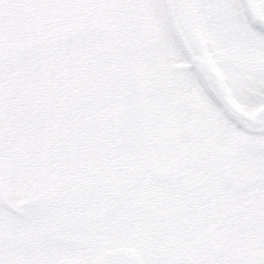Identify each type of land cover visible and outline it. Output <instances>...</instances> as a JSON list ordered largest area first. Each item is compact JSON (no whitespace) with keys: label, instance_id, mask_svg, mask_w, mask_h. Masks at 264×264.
<instances>
[{"label":"flooded vegetation","instance_id":"1","mask_svg":"<svg viewBox=\"0 0 264 264\" xmlns=\"http://www.w3.org/2000/svg\"><path fill=\"white\" fill-rule=\"evenodd\" d=\"M219 2L226 7L201 25L178 0H0V54L49 49L33 67L0 62V264H97L120 247L150 264L165 255L168 230L181 240L208 223L264 247V233L244 231L247 214L264 210L247 189L264 184V152L239 155V133L252 124L232 119L200 72L212 68L244 115L264 111L255 73L245 77L232 59L248 33L264 35V0H250L256 22L245 0ZM208 32L215 43L206 45ZM248 54L264 59L256 48ZM129 74L145 93L150 147L139 154L123 146L110 116L123 112ZM209 236L186 264H214L221 245Z\"/></svg>","mask_w":264,"mask_h":264},{"label":"rangeland","instance_id":"2","mask_svg":"<svg viewBox=\"0 0 264 264\" xmlns=\"http://www.w3.org/2000/svg\"><path fill=\"white\" fill-rule=\"evenodd\" d=\"M156 18H159L160 20L163 18L164 20H166V16H155ZM171 23V21H170ZM107 25H110L112 27H114V22L109 21L107 23ZM164 35H166L164 32H162ZM161 34V33H160ZM159 44H162L160 41L158 42ZM189 74V73H188ZM192 79V78H191ZM182 85L191 88L192 84L191 82L188 80H183L182 81ZM191 90V89H190ZM189 90V91H190ZM218 113V111H217ZM224 122V118L220 117V121ZM237 144H240L237 143ZM243 146H248V148H245ZM236 150L240 153V154H244V150H248L250 151V146L248 145V143L245 141V143H242L239 147H236ZM239 154V155H240ZM239 184V183H238ZM248 190H255L256 192V199L260 202L263 203L264 202V184H259L251 186L249 188H247ZM11 192L14 193V190L12 188H10ZM246 192V191H244ZM248 193V192H247ZM231 194H235V191L232 190ZM17 194H12V197H15ZM156 195L155 191H153L152 196ZM150 210V209H149ZM44 215V214H42ZM196 220V219H195ZM203 227H196L195 229L193 227L189 228L188 230H186V232L182 233L181 236V240H178V238L175 236V234L173 232H171L170 230L167 231V243L165 244H169L168 247L166 248L165 251V255L163 257L160 256H152L154 259L151 260L150 264H180V263H176L177 259L179 258V254L180 251H182V248H185L186 246H188L189 244H192L191 242L195 241L200 235L203 234L204 232H206V230L208 229V234L210 235V233L215 237L212 238L211 236H209L210 240L213 241L214 245L216 244H221L222 248L220 249L219 254L217 255V259H221L224 258V260H220V262L222 264H226L223 263L224 261H226L230 256H235L238 252H241L242 255H244L245 257L249 256L247 259V262L245 264H257V261L259 259V257L264 258V247L263 245H260L258 243H255V239L251 240L250 242V238H247L246 242V238L244 236L238 235L236 236L235 234V230L233 227H219L213 223H208V225H204L202 224ZM193 226V225H192ZM126 230L122 229V231L118 234L120 240L122 239H127V234H126ZM243 235V234H242ZM175 237L177 239H175ZM179 237V236H178ZM118 241H120L119 239H117ZM200 244H199V248L202 247L206 240L202 239L200 240ZM251 243V244H249ZM179 244V247L177 248V251H172L169 252L168 250H172V247L170 248L171 245H177ZM181 245V247H180ZM204 251H202V254L200 255L201 257H203ZM154 255V254H153ZM227 257V259H225ZM255 258H257L255 260ZM205 259V258H204ZM233 259V257H232ZM204 261V260H203ZM201 261V262H203Z\"/></svg>","mask_w":264,"mask_h":264},{"label":"snow or ice","instance_id":"3","mask_svg":"<svg viewBox=\"0 0 264 264\" xmlns=\"http://www.w3.org/2000/svg\"><path fill=\"white\" fill-rule=\"evenodd\" d=\"M149 7H154L152 4ZM181 10H191L196 17V20L203 25L207 17L215 12H219L225 8L226 5L219 2V0H209L208 3H201V0H178L176 5ZM248 40V47L237 52L232 57L238 66L241 68L244 76H247L249 70L255 73V79L252 81L251 87L258 92L259 95H264V59H260L257 56L249 55L251 48L264 52V35L256 32L248 33L246 36ZM204 44L215 43V37L212 32H208L206 38L202 41ZM260 103H264V100L256 101L255 106L258 107ZM232 119H247L240 115H235ZM252 127L246 132H240L244 140L250 146V150L264 152V111L252 116Z\"/></svg>","mask_w":264,"mask_h":264},{"label":"water","instance_id":"4","mask_svg":"<svg viewBox=\"0 0 264 264\" xmlns=\"http://www.w3.org/2000/svg\"><path fill=\"white\" fill-rule=\"evenodd\" d=\"M246 8L251 16L252 21L257 20V15L254 11L253 5L250 2V0H245ZM17 54H20L19 49H16L13 54H10L12 56H7L8 58L16 57ZM202 73L205 75L207 79V84L210 87L212 93L216 97V99L219 101V103L226 109H228L231 113L235 115H240L242 116V113L238 111V109L232 104V102L229 100V97L223 90L219 80L216 77V73L212 70L209 71L208 69H205L204 66L201 68ZM136 84V83H135ZM137 87V85L135 86ZM135 95H136V103L139 101L140 97H138V89L134 88ZM138 105H135L133 107V112L135 113V130L130 131L129 133L132 135L133 139L135 141L140 140L142 142V146L140 147L141 149L135 151V153H142L145 151V149L148 148L149 146V135L148 132L145 128V125L143 123V115H142V109L138 111ZM138 112H140L138 114ZM140 117H139V116ZM125 118V116L123 117ZM252 118H248V120L251 122ZM125 122L122 123L124 126ZM142 127V129L140 128ZM141 130L143 134L141 136H138L137 133H139ZM134 134V135H133ZM124 138L126 134L125 129H124ZM246 230L249 232H255V231H260L264 230V217L259 216L257 213H252L248 215V221L246 223ZM98 264H143L141 258L136 254L131 249H126V248H121L118 250H108L105 253L104 260L99 262Z\"/></svg>","mask_w":264,"mask_h":264},{"label":"trees","instance_id":"5","mask_svg":"<svg viewBox=\"0 0 264 264\" xmlns=\"http://www.w3.org/2000/svg\"><path fill=\"white\" fill-rule=\"evenodd\" d=\"M184 256H186V255H184Z\"/></svg>","mask_w":264,"mask_h":264}]
</instances>
